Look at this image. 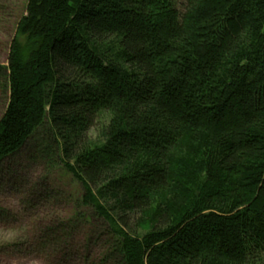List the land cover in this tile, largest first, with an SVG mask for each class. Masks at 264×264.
Returning a JSON list of instances; mask_svg holds the SVG:
<instances>
[{"label": "trees", "instance_id": "trees-1", "mask_svg": "<svg viewBox=\"0 0 264 264\" xmlns=\"http://www.w3.org/2000/svg\"><path fill=\"white\" fill-rule=\"evenodd\" d=\"M7 16L0 164L31 144L64 205L32 240L50 263L264 264V0H0Z\"/></svg>", "mask_w": 264, "mask_h": 264}, {"label": "rangeland", "instance_id": "rangeland-1", "mask_svg": "<svg viewBox=\"0 0 264 264\" xmlns=\"http://www.w3.org/2000/svg\"><path fill=\"white\" fill-rule=\"evenodd\" d=\"M6 18H0V66L5 65L7 43L13 26L12 17ZM106 120L102 118L97 130L90 134L92 144L100 141L98 128ZM33 151L32 145L28 144L19 154L0 164V264H57L56 260L50 263L32 240L38 236L39 227L42 228L48 218L55 215L63 220L67 216L60 209L64 205L52 200V196L48 198L44 187L46 183L41 185V178L46 174L39 162L30 159ZM48 184L56 200H59V193H71L74 196L76 192L75 187L59 172L51 174ZM30 187L33 191H29ZM94 236V239L97 238V234ZM101 239L99 237L96 244L92 245L94 251L105 247L103 242H99ZM76 241H79L77 237Z\"/></svg>", "mask_w": 264, "mask_h": 264}]
</instances>
